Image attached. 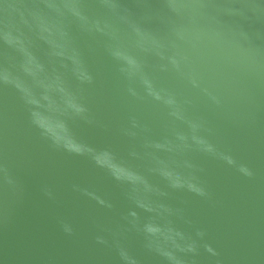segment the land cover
<instances>
[{
  "label": "water",
  "instance_id": "water-1",
  "mask_svg": "<svg viewBox=\"0 0 264 264\" xmlns=\"http://www.w3.org/2000/svg\"><path fill=\"white\" fill-rule=\"evenodd\" d=\"M0 264H264V0H0Z\"/></svg>",
  "mask_w": 264,
  "mask_h": 264
}]
</instances>
